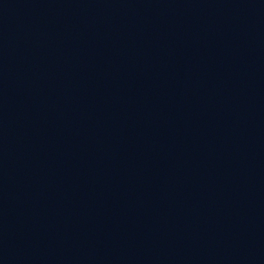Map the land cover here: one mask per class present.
Returning a JSON list of instances; mask_svg holds the SVG:
<instances>
[{
  "label": "water",
  "instance_id": "95a60500",
  "mask_svg": "<svg viewBox=\"0 0 264 264\" xmlns=\"http://www.w3.org/2000/svg\"><path fill=\"white\" fill-rule=\"evenodd\" d=\"M0 264H264V0H0Z\"/></svg>",
  "mask_w": 264,
  "mask_h": 264
}]
</instances>
